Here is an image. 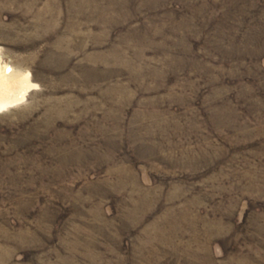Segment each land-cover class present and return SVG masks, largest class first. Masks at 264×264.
<instances>
[{
	"label": "rangeland",
	"instance_id": "rangeland-1",
	"mask_svg": "<svg viewBox=\"0 0 264 264\" xmlns=\"http://www.w3.org/2000/svg\"><path fill=\"white\" fill-rule=\"evenodd\" d=\"M0 100V264H264V0H0Z\"/></svg>",
	"mask_w": 264,
	"mask_h": 264
},
{
	"label": "trees",
	"instance_id": "trees-1",
	"mask_svg": "<svg viewBox=\"0 0 264 264\" xmlns=\"http://www.w3.org/2000/svg\"><path fill=\"white\" fill-rule=\"evenodd\" d=\"M246 6V4H244V7ZM234 15H227V16H223L222 15V17L220 16V17H217V23H215V25L217 26H215L214 25V27H212V29L211 28H209V31H208V29L206 28V30L208 31V35H213L214 33L215 34H218L217 32L219 31V29L220 28H222V29H224V30H227V31H229V29L231 28V29H233V27L234 28H236V26L238 25V24H240V23H245L247 26H248V23H247V21H249L251 18H244V17H240V16H235L236 17V19H238L239 18V20L237 21V20H234V21H232L231 20V17H233ZM233 24V25H232ZM230 32H228V34H229Z\"/></svg>",
	"mask_w": 264,
	"mask_h": 264
},
{
	"label": "bare ground",
	"instance_id": "bare-ground-1",
	"mask_svg": "<svg viewBox=\"0 0 264 264\" xmlns=\"http://www.w3.org/2000/svg\"><path fill=\"white\" fill-rule=\"evenodd\" d=\"M18 95V94H17ZM14 97V96H13ZM17 97H19V96H17ZM14 100V99H13ZM1 101V100H0ZM4 101V100H3ZM7 101V100H6ZM6 101H4V102H2L3 104L6 102ZM0 105H1V103H0ZM1 107V106H0Z\"/></svg>",
	"mask_w": 264,
	"mask_h": 264
}]
</instances>
